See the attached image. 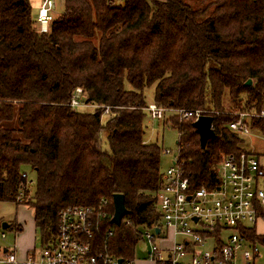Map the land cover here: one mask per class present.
Returning <instances> with one entry per match:
<instances>
[{
	"label": "trees",
	"instance_id": "trees-1",
	"mask_svg": "<svg viewBox=\"0 0 264 264\" xmlns=\"http://www.w3.org/2000/svg\"><path fill=\"white\" fill-rule=\"evenodd\" d=\"M150 85L166 109L218 112L204 148L192 120H166L178 130L191 186L214 185L221 156L245 151L226 126L231 113L264 103V0H63L46 33L29 0H0V203L33 209L41 246L55 233L59 208L97 210L101 199L114 235H98V251L104 244L130 258L140 227L161 225L154 194L163 149L144 140ZM76 88L92 110L70 106ZM251 125L264 132L263 119ZM116 193L128 224L110 222ZM246 234L264 242L252 228Z\"/></svg>",
	"mask_w": 264,
	"mask_h": 264
},
{
	"label": "built area",
	"instance_id": "built-area-1",
	"mask_svg": "<svg viewBox=\"0 0 264 264\" xmlns=\"http://www.w3.org/2000/svg\"><path fill=\"white\" fill-rule=\"evenodd\" d=\"M54 0H42L36 14L39 33H46L53 19ZM76 88L70 98V106H85ZM87 105V104H86ZM108 108H105L107 112ZM154 119L166 112L183 120H197L200 116H217L207 109H166L151 103L145 107ZM227 128L237 134L250 133L249 121L264 120V103L258 111H235ZM169 154V150L163 151ZM25 173L22 177H25ZM264 177V167L258 157L247 151L227 153L221 156L217 167V182L212 186L192 187L185 174L183 162L176 155L171 165L163 171V184L154 197L160 214L161 225L144 227L141 240L149 242L147 258L153 264H253L259 256L256 244L249 243L241 230L257 221V204H264V190L257 187V180ZM106 199H101L96 210L92 206L67 205L57 212L54 235L40 247L39 261L34 251L23 259L16 256V247L1 248L0 262L12 264H135L134 259L121 258L108 253L107 246L98 251L94 245L98 235L105 239L114 230L105 227L108 219ZM112 215L109 217L111 220ZM128 224L127 219L121 222ZM120 222V223H121ZM159 228V233L155 228ZM166 230L180 235L169 248L160 247L155 240ZM5 236L1 233V237ZM96 244V243H95ZM202 247H206L203 249Z\"/></svg>",
	"mask_w": 264,
	"mask_h": 264
},
{
	"label": "rangeland",
	"instance_id": "rangeland-1",
	"mask_svg": "<svg viewBox=\"0 0 264 264\" xmlns=\"http://www.w3.org/2000/svg\"><path fill=\"white\" fill-rule=\"evenodd\" d=\"M31 5V17L35 21L36 25V14L37 7L41 0H29ZM63 11V0H54V6L52 8V16H56ZM126 87H130L126 83ZM154 85H150L144 89L145 101L149 105L154 103L153 100ZM227 104V103H226ZM93 105L87 104L81 106V110H92ZM171 112H166L165 115L160 119H154L146 111L143 123L145 125L144 140L147 142H156L159 144L163 151L169 150L170 153H161L160 158V169L165 171L170 165L173 158L177 155V145L176 141L178 139V130L172 127L166 120L169 119ZM107 116L104 115L103 119ZM250 125V133L246 135H239L242 139L240 148L255 154L259 157V161L264 164V132L259 129V127ZM102 144L105 146V139L102 138ZM27 179L30 183V188L33 190L35 188V176L30 170H27ZM260 187L264 188V183L260 182ZM264 206V205H263ZM7 223L6 228H2V223ZM140 231L142 229L140 228ZM1 233L5 236L2 238ZM16 247V256L18 252L22 253L27 249L29 252L34 251L35 260L39 261V252L41 247L40 234L36 231L33 222V209L26 204H15L14 202L5 201L0 203V249L5 247ZM206 249V247H202ZM146 250H149V242L144 240L140 241L135 245L134 249V259L135 264H150L144 261L147 256ZM261 257H259L257 264H262L264 262V250L261 251ZM26 254V256L28 255ZM25 256V257H26ZM3 254L0 250V259ZM121 259V258H119ZM0 264H12L0 262Z\"/></svg>",
	"mask_w": 264,
	"mask_h": 264
},
{
	"label": "crops",
	"instance_id": "crops-1",
	"mask_svg": "<svg viewBox=\"0 0 264 264\" xmlns=\"http://www.w3.org/2000/svg\"><path fill=\"white\" fill-rule=\"evenodd\" d=\"M42 1V0H41ZM41 4V2H40ZM40 4L38 5L37 7V10L40 6ZM211 116V115H210ZM214 119V117H213ZM251 122V121H250ZM227 126V125H226ZM211 128L213 129L214 131V128H213V121H212V124H211ZM215 133V132H214ZM258 157V156H257ZM259 159V157H258ZM262 166L264 167V164H262ZM260 182H263L264 183V177H261L257 180V187H260ZM261 188V187H260ZM264 190V188H262ZM264 204L262 203H258L257 204V221L255 224L253 225H246L244 226V228L241 230L242 234L244 235V237L246 238L247 241H249V243H253V244H256L258 246V249H259V256L255 259V261L253 262V264H257L258 262V259L259 257H261V252H260V249L261 251L264 250V242H261L259 240H256L255 238H253V241H250L248 238H247V234H246V230L247 229H253V232H254V235L255 236H264ZM111 222V221H110ZM141 229H143V227H140ZM159 233V231H158ZM141 237V236H140ZM184 238L181 237L180 235H174L173 232L171 230H166L165 231V234L162 236V237H159L158 239L155 240V242L162 248H169L172 243L177 240V241H182ZM145 240V239H144ZM143 240V241H144ZM142 241L141 238L135 243V245ZM147 241V240H146ZM134 249H135V246H134ZM134 249H133V254H132V257H130V259H134ZM28 249L22 253H19L18 252V258L19 259H23L26 254L28 253ZM148 251L146 250V253ZM149 262L150 264H153L148 258L147 256L144 258V261L142 262ZM134 263H135V259H134ZM262 264H264V262H262Z\"/></svg>",
	"mask_w": 264,
	"mask_h": 264
},
{
	"label": "water",
	"instance_id": "water-1",
	"mask_svg": "<svg viewBox=\"0 0 264 264\" xmlns=\"http://www.w3.org/2000/svg\"><path fill=\"white\" fill-rule=\"evenodd\" d=\"M251 80H247L245 85H249ZM213 117L210 115L200 116L197 120L192 122L193 127L195 128L196 133L198 134L199 144L201 148H204L207 141L215 138V133L211 128ZM113 203V214L111 217V223L119 225L121 219L127 214V209L124 204V196L122 194L116 193L112 195ZM7 223H2V228H6ZM159 228H155V232L158 233ZM121 262V259H118Z\"/></svg>",
	"mask_w": 264,
	"mask_h": 264
}]
</instances>
